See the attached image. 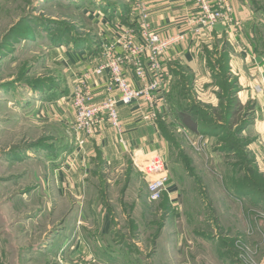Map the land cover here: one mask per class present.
Instances as JSON below:
<instances>
[{
	"label": "rangeland",
	"instance_id": "obj_1",
	"mask_svg": "<svg viewBox=\"0 0 264 264\" xmlns=\"http://www.w3.org/2000/svg\"><path fill=\"white\" fill-rule=\"evenodd\" d=\"M258 5L260 27L254 54L243 47L241 51L248 60L240 56L241 52L238 55L247 79L242 85L234 83L237 79L233 76L231 86L254 88L261 93L264 0H258ZM99 6L107 8V0H0V264H62L60 260L71 264L61 255L66 252L65 247L63 251L59 248L62 239L55 237L65 229L72 238L73 227H80L82 233L85 226L82 212L92 221L107 214L104 206L73 207L70 203L83 197L84 192L62 197L55 184V173L63 166L61 151L64 153L65 145L71 144L74 136L77 138L74 123L68 120V116H73L68 102L79 75L74 60L82 57H73L72 61L70 55L88 58L87 39H99L101 34L97 18L90 15ZM75 35L86 40L82 46L62 42ZM103 48L101 45L97 51L100 53ZM219 48L208 56L217 54L213 59L220 58ZM209 63H213L208 61L211 68ZM225 69L224 65L214 66L218 74L226 72ZM215 77H203L196 82L188 76L185 90L189 99L179 98L181 102L175 101L174 107H170V120L174 123L170 121L169 130L173 139L167 153L161 155L179 186L178 193L172 195L174 205L167 193L162 200L146 206L145 177L144 180L141 177L128 196L130 200H140L133 213L140 224L155 221L158 210L159 225L164 227L159 254L151 257L153 239L147 238L150 232H155L154 225L142 234L143 257L127 253L121 256L119 264L134 260L137 264H264V158L248 150L252 137H241V132L240 139L231 142L230 128L224 141L212 142L190 133L188 128V133H184L176 125L179 121L175 113L195 107L194 100L208 110L217 109L216 100L225 93L221 88L228 83L223 84ZM213 92L214 101L208 95ZM241 108L244 113L252 112L253 118L255 114L261 116L262 120V113L251 103ZM196 111V115L202 116ZM81 241L85 244L89 240L81 238ZM101 244L99 248L105 250L107 242ZM88 256L81 254L73 262L87 263ZM98 257L104 258L96 255V262Z\"/></svg>",
	"mask_w": 264,
	"mask_h": 264
},
{
	"label": "crops",
	"instance_id": "obj_2",
	"mask_svg": "<svg viewBox=\"0 0 264 264\" xmlns=\"http://www.w3.org/2000/svg\"><path fill=\"white\" fill-rule=\"evenodd\" d=\"M138 3L145 6L150 16L149 21L152 29L162 38L183 33L188 36L185 41L173 45L167 51L163 64L165 90L157 94L153 106L144 99L130 106L120 105L121 132L117 131L110 123L105 122L100 126L99 133L92 138H87L83 146L79 144L78 139L74 136L71 144L65 145L63 149L65 152L61 151V155L64 157L61 162L63 166L55 173V184L58 193L63 197V195L66 196L68 193L74 195L80 191L84 192L82 194L83 197L76 198L75 202L70 203L73 207L75 205L77 207H85V205L89 207H107V214L101 220L93 218L94 220L92 221L90 216L82 212L81 219L85 221V226L82 233L80 227L72 228L74 230L72 231V233L74 232L72 238L75 241L71 242L72 238H69L65 229L55 237L56 240L62 239L59 248L62 250V247H65L66 252L61 255L64 256L65 261L71 264H80L79 261H76L77 263L73 261L81 254L89 255L87 258L88 262L84 264H119V261L122 260L121 256L127 253H136L143 257L145 251L140 246L141 239L144 238L142 234L143 232L148 233V230H152L154 225L156 226L155 232H150L152 234L149 233L148 237H146L153 239L151 257L159 254V244L164 227L159 225L158 210L156 211L155 221L147 220L148 224H140V221L133 214L140 200L139 198L130 200L128 197L130 191L142 179L141 177L144 180V176L134 167L133 158L136 155L147 152H158L164 155L169 150V141L163 133L161 123L168 121L169 124L171 121L172 111L170 107H174L171 96L176 95V85L180 80L186 79L188 76L193 77L196 82L197 79L203 77L213 79L212 77L216 76L215 78H217L221 72L219 71L218 74L209 68L208 61L212 60L216 65L221 56L227 55V75L231 79L236 77L237 83L243 85L242 81L247 79V72H243L240 67L242 63L238 58L239 52L242 53L240 56L245 60L247 58H245L246 55L243 54L244 52L241 51V48L245 47L247 51L254 54L253 50L257 41L255 36L258 35L260 27L256 0L235 1L234 18L240 22V28H235L231 32L229 28L219 24L201 36H194L190 32L187 23L189 17L197 12L195 0H107V8L99 6L90 12V15L97 18L96 23H98V30L101 33L99 39L96 38L97 46L114 47L116 54H123V50L116 45V42L127 30L132 31L135 40L140 42ZM217 47H220V50H218V57L220 58L214 60L213 58L217 54H214L212 58L208 54L210 55V52L215 51ZM203 54H206L209 59H206L207 57L203 56ZM77 56L82 58L74 60L73 57ZM83 56L85 55L81 56L75 53L70 55L72 61L74 60L77 63L76 70L79 73L77 78L99 66L102 61V52L97 55L89 52L87 59L83 58ZM254 59L257 58L254 57ZM125 72L129 82L135 88H140L141 82L135 76L130 62L126 61ZM152 77V73L149 71L148 80H152ZM107 80L108 74L101 77L93 76L89 80L96 102H102L108 97L105 88ZM263 92H256L254 88L247 90L243 86L238 88L235 97L241 105L251 103V105L256 107L257 111L262 113V120L260 119L261 116H256L255 114L253 122L243 131L241 137H245V135L252 137L248 150L257 157H259L258 153H260L264 158ZM215 93L217 94V91ZM215 93L208 94L212 96L213 101L215 100ZM71 94L72 90L69 92V102L67 100L70 105ZM257 95L260 97L256 98ZM196 102L199 101L197 100ZM217 103H219L217 108L220 110L222 107L221 97L216 100ZM69 110L70 108L67 111L68 114ZM71 110L73 116L71 118L68 116V120L75 124V112L73 108ZM171 122L174 123V121ZM176 125L181 131L188 133L184 124L177 122ZM190 133H192L191 130ZM193 133L207 141L222 142L220 134H207L201 131ZM64 140L66 141V137ZM217 150L216 148L215 151ZM64 159H67V161ZM178 191L179 186L171 177L168 194L173 205L176 200L172 195L177 194ZM87 193H89L88 199H86ZM143 197L146 198V201L143 198L144 204L148 206L151 201L147 186ZM62 199L64 200L65 198ZM88 221L89 223H95V227L89 224ZM76 222L77 219L75 220V226ZM81 238L84 241H89L82 244ZM208 238L212 237L209 236ZM103 241L107 242L104 245L106 247L105 250L99 248L102 246L101 243ZM59 242L57 241V243ZM96 255L104 256V258L98 257L99 262H96ZM90 256L94 259L89 258ZM60 262L63 264L62 260ZM128 264L137 263L134 260Z\"/></svg>",
	"mask_w": 264,
	"mask_h": 264
},
{
	"label": "built area",
	"instance_id": "obj_3",
	"mask_svg": "<svg viewBox=\"0 0 264 264\" xmlns=\"http://www.w3.org/2000/svg\"><path fill=\"white\" fill-rule=\"evenodd\" d=\"M197 12L188 19V27L194 36L211 31L221 24L231 32L240 28V22L234 18L236 0H195ZM140 42L135 40L134 33L125 31L117 40L123 54H116L114 47L104 46L102 61L93 70L79 77L74 82L70 103L75 112L74 131L81 146L87 138L99 133L100 126L108 122L121 132L119 106H130L139 100H146L153 106L157 94L165 90L163 64L167 51L173 45L187 39V34H178L162 38L152 29L150 16L143 4L138 3ZM130 62L135 76L141 82L135 88L128 80L125 64ZM149 71L152 80H148ZM108 74L105 88L108 97L96 102L89 85L93 76ZM117 95V96H116ZM134 167L147 181L149 199L158 202L168 193L171 175L164 157L158 152H147L133 158Z\"/></svg>",
	"mask_w": 264,
	"mask_h": 264
},
{
	"label": "trees",
	"instance_id": "obj_4",
	"mask_svg": "<svg viewBox=\"0 0 264 264\" xmlns=\"http://www.w3.org/2000/svg\"><path fill=\"white\" fill-rule=\"evenodd\" d=\"M256 9L258 13H261L260 11L261 9L259 8L258 5V0H256ZM64 41L65 42L67 41L68 44L82 46L83 42H85L86 40H81L75 35L69 39L66 38L62 39V42ZM87 42L90 49L89 52L94 55L99 54V52L97 51V47L99 46L96 45V38L94 39L90 37L87 39ZM210 61L213 63V64L209 63L211 69L214 70V66L216 67L217 64L214 65L215 63L212 60ZM217 62L219 64L218 66L224 65L226 68L225 69L226 72L220 73L217 76V79L222 81L223 84L228 83V86L226 85L227 87L225 86L221 88L222 91L225 92L224 94L220 95L222 101L221 109L219 110V108H217L215 110L211 108V110H208L206 109V107L204 108L197 105L196 100H194L196 105L195 107L190 106V107H185V109L183 108L182 110L180 109L177 113H175V117L178 119L179 122L184 124L192 132L201 131L207 134H216V135L220 134L221 136L220 138L222 141H224V137H226L225 134H228V130L231 128V130H229L231 131V136L228 137L231 138V142H237V140L240 139L241 132H243L253 122V115L251 114L252 112L244 113L243 112L244 109L241 108V104L238 102V100L235 97L238 88H233L231 86V82L233 81H231V78H229V76L227 75V70H228L227 55L221 56V59H219ZM186 82H187V78L180 80L179 83H177L176 85L177 88L175 89L176 95L171 96L173 102L180 101L179 98L183 99V101L189 99L190 95L188 94L187 90H185ZM236 82L237 81L235 80L234 83ZM175 105L177 104L175 103ZM196 110H199L202 113V116L196 115L197 113ZM161 127L166 139L170 143L171 139H173V135L169 130L168 122L167 123L162 122ZM225 142H227V140ZM164 196H168L167 193Z\"/></svg>",
	"mask_w": 264,
	"mask_h": 264
}]
</instances>
